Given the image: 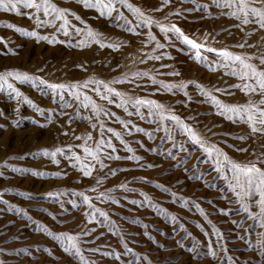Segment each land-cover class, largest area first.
<instances>
[{
  "label": "rangeland",
  "instance_id": "obj_1",
  "mask_svg": "<svg viewBox=\"0 0 264 264\" xmlns=\"http://www.w3.org/2000/svg\"><path fill=\"white\" fill-rule=\"evenodd\" d=\"M54 2L60 7L71 9L81 17L83 23L69 17L77 27L90 25L111 41L120 42L122 47L114 50L108 47L101 48L93 43L81 49L69 47L67 44L37 41L8 26L14 24L29 30L35 29V21L26 15L28 9L21 8L20 13L0 9V37H3V41H0V71L15 68L41 76L50 82L83 81L90 76L107 81L138 70H148L156 75L157 79L166 82L191 80L209 88L213 86L225 88L240 82L236 77L224 75L221 70L209 71L200 63L190 59L186 49L183 52L178 50V42L176 47L167 49L173 59L139 63L142 58L141 52H150L155 46L152 44L144 47L141 43L145 39L144 35L135 36L122 30L113 23L112 19L99 16L94 9H85L78 0H54ZM131 2L146 10L161 8L163 4V0H131ZM200 3L211 4V0H200ZM191 7L193 4L190 0L183 2L172 0L169 5L164 6L160 11H152L151 14L154 19L162 23H178L187 34L198 40H203L205 32L212 33L216 38V42L211 38L208 40L212 47L231 46L246 39L248 44H255L257 47L231 48V50L246 52L249 55L264 54V30L252 31L256 28L255 25L244 26L243 31L232 27L239 21L219 14L221 11L227 12V9L211 7L209 9L211 15L204 11H196L187 13L186 19L169 15L177 8ZM124 14L135 23L127 10H124ZM201 16L204 18L201 19ZM36 30L50 36L55 33V28L51 26ZM141 31L146 33L147 29ZM152 32L162 43L165 42L158 28L153 26ZM249 32L252 34L246 36ZM217 33L219 35H216ZM59 38L65 39L62 34H59ZM8 48L14 49L16 54L8 53ZM209 59L215 57L209 55ZM252 62L260 66L258 60ZM161 64L170 67L161 68ZM172 71L179 72L180 75L166 74ZM139 83L147 87L134 88L130 83L114 86L131 96L155 99L170 107L175 114L197 127L198 131L211 142L217 143L235 161L245 162L254 159L249 156L250 152L264 151V137L249 139L246 142L236 140L234 137L246 134L249 131L248 127L233 124L216 115L210 104L201 102L204 98L199 95L195 84H189L187 88L189 95L192 96V102L189 103L181 92L175 94L163 90L157 92L155 89L159 86L151 85L147 79ZM16 86L41 108L58 111L60 105L53 101L50 94L42 93L28 83L18 82ZM232 92L231 97L220 95V99L228 103H246L249 99L238 89H232ZM89 95L116 116L131 120L133 124L146 130L129 135L115 118L106 120V127L120 131L127 144L137 155L144 158L140 163L155 165L152 168H140L136 162L125 159L105 161L109 164V168L121 170L117 171L115 176L109 175L98 191L112 189L122 183L136 190L133 192L117 190L113 193L120 199L118 205L93 200L97 207L109 213L117 226V231L122 232L123 237L110 232L109 225L88 224L85 216L86 206L72 207L70 203L71 200L79 203V197L64 196L63 207L60 202L47 198L49 192L86 191L95 185L97 179L108 173V168L100 170L97 165L92 177H83L78 167H72L67 159L58 156L60 163L56 164L50 157L40 154L44 149L54 150L56 147H65L68 144H81L83 141L75 137H83L89 132L93 137L89 144L94 146L95 141L99 139V128L92 129L91 122L85 119L90 113L81 110L76 114L74 103L72 108L65 109L68 114L73 115V122L70 125L67 123L68 115L61 116L55 112L52 121L48 122L47 112L45 116H41L27 103H20L19 112H16L17 101L10 99L6 93H0V126H2L0 127V171L4 173L0 176V193H3V200L8 201V204L0 201V248L4 249V252L0 253V260H3L4 264H80L74 256L63 251L58 241L43 231H37L38 224L46 225L57 233L75 234L84 227L95 228L92 236L86 238L90 242L82 245L85 257L93 264H133L134 255L146 256L151 264H264V254L257 243L258 234L264 233V228L256 225L243 211H238L239 205L236 204L228 184L218 177L210 163L205 162L207 157L197 146L187 144V152L177 153L172 149L171 142L162 139L165 135L163 131H154L157 125L149 119L142 120L136 115L129 116L115 104H107L91 92ZM251 98L257 102L261 99L259 94ZM66 99L71 98L66 97ZM189 117H195V120H190ZM13 120H19V126H13ZM206 128H212V131L218 135L212 136L205 131ZM65 131L68 135L63 134ZM147 132H153L154 138L149 139ZM173 134L178 141L185 142V137L178 135L174 128ZM105 135L112 134L105 133ZM112 142L119 156L130 155L120 140L113 137ZM236 147H247L248 152H238L235 150ZM75 151L83 157L82 149L77 148ZM166 151H173L178 159L172 160L167 157L164 155ZM186 156L189 158L185 159ZM181 160L184 161L183 167L176 166ZM5 164L29 170L59 171L67 175L40 177L32 174L31 171L15 173L10 167H4ZM185 168L189 171L185 172ZM201 174L203 180L197 179L196 177ZM144 178H147V182ZM158 184L165 186L168 191H165L164 187H158ZM172 192L178 197L189 199L192 203L185 207L179 199L172 196ZM87 194L96 195L91 192ZM144 194L152 199L157 205L156 208L134 205L130 202L132 199H143ZM196 203L200 204L206 215L195 207ZM160 207L167 209V214H161ZM17 208L23 209L26 215L18 213L15 210ZM220 209H231V211L224 214L219 211ZM252 211L257 212L258 208L254 206ZM170 215L177 217L175 224L170 222ZM233 221L239 223L234 224ZM216 229L223 233L226 251L221 250L217 243ZM124 241L134 253L123 255ZM193 243H197L198 251L203 253L201 258L193 259L195 253L189 251ZM209 245L217 251L216 257L207 255ZM90 248H98L100 251L89 252ZM107 251L121 252L120 260L112 256H102V253ZM139 264H148V262L144 260Z\"/></svg>",
  "mask_w": 264,
  "mask_h": 264
},
{
  "label": "snow or ice",
  "instance_id": "obj_2",
  "mask_svg": "<svg viewBox=\"0 0 264 264\" xmlns=\"http://www.w3.org/2000/svg\"><path fill=\"white\" fill-rule=\"evenodd\" d=\"M172 0H163L161 8H155L146 10L136 4L132 3L131 0H78V3L83 5L85 9H94L101 17L112 19L113 23L135 36L144 35L145 39L141 41L144 47L154 44L150 52H141V59L139 63H146L147 61H161L163 59H173L171 53L167 51L168 48H173L179 43V51H186V54L190 59L200 63L206 67L209 71L216 72L218 70L223 71L224 75L229 77H236L240 82L222 88L213 86L211 88L206 87L203 84L196 83L194 81H180V82H166L162 79H157L156 75L148 70H138L130 74L125 73L119 78L111 80L98 79L95 76H90L88 79L83 81L75 82H50L49 80L38 76L23 72L18 69H7L0 71V93H6L10 99L17 101L16 112H19L20 103H27L31 105L36 112L41 116H45L48 113L46 119L51 122L53 119V113L58 115H68L67 123L70 125L73 122V115L68 114L65 109L72 108L73 104L76 105V114H79L81 110H86L90 114L85 117L90 121L92 129L99 128V139L95 141L94 146L89 144V141L93 140L92 134L89 132L85 136H76L75 139L82 140L83 142L78 145L68 144L65 147H56L54 150L44 149L40 153L45 157H50L56 164L60 161L57 159L58 156L63 157L70 161L72 167H78L83 177H92L93 172L96 171L97 165L100 170L108 168V173H105L91 188L86 191H75L71 193L67 191H57L47 193V198L56 200L61 203L63 207L64 196H76L79 197V203L76 200H71L72 207L86 206L85 216L87 223H95L97 226L109 225L108 230L115 232L118 236L123 237V233L117 231V226L112 221L109 213L104 209L97 207L93 203V200L100 202H111L113 204H119L120 199L117 198L113 193L117 190H123L127 192L136 191L126 183L118 185L112 189L105 191H98L103 181L107 179L109 175L115 176L117 171L121 169L109 168V164L105 161L111 162L113 160L125 159L134 161L140 168L148 167L152 168L153 164L140 163L144 158L136 154L135 150L127 144L124 136L120 131L114 128L106 127V120L115 118L121 125L124 131L129 135L133 132H146L144 128L139 127L132 123L131 120H124L116 116L115 113L104 107L103 104L97 103L93 99L89 92L99 97L101 101L107 104H115L117 107L123 109L129 116L136 115L140 119H149L152 123L157 125L155 132H164L163 140L171 142L172 149L178 152H187V144L197 146L207 157L205 162L210 163L213 170L217 173L218 177H221L227 184L231 192L235 197L236 204L239 205L238 211H243L247 216L254 221L256 225L264 228V151L256 153L255 151L250 152L249 156L254 159H248L245 162H238L233 160L228 153H226L217 143L211 142L205 137L197 127L193 124L188 123L181 116L175 114V112L168 106L155 99H149L143 96H131L124 91L118 90L114 85L130 83L134 88L147 87V85H141L139 81L147 79L151 85H158L155 91L161 90L168 93L175 94L181 92L187 98L186 102H192V96L189 95L187 88L189 84H195L199 95L204 98L201 102L210 104L216 115L225 118L236 125H246L249 131L246 134L236 135L234 138L238 141L246 142L249 139H256L264 137V54L249 55L246 52L232 51L231 48H253L257 47L255 44H248L245 39L243 42L235 45L226 47H212L209 45L208 40L211 38L213 42H216L215 36L212 33L205 32L203 40H198L193 36H190L185 30L179 26L176 22L162 23L159 20L154 19L151 14L152 11H160L164 6L169 5ZM183 2V0H181ZM193 4L191 8H177L174 12L169 13L170 16H176L180 19H186V14L196 11L207 12L211 15L209 9L216 7L218 9H227V12L221 11L220 15L235 18L239 21L238 24H234L232 27L239 28L243 31L244 26L255 25L252 31L264 30V0H211V4H202L200 0H190ZM21 8L28 9L26 13L29 19L35 21V29H27L19 27L14 24L8 26L14 28L17 32L22 33L27 37L35 38L37 41H47L50 44H67L69 47L75 48H86L91 44L95 43L101 48L108 47L114 50H118L122 47L120 42H113L109 38H106L102 33L94 30L90 25L84 24L83 27H77L72 23L69 17H73L77 21L81 20V17L73 12L69 8L60 7L54 0H0V9L7 12L20 13ZM124 10L134 18L133 20L128 19L124 14ZM204 17L201 16V19ZM168 19V17H165ZM55 28V33L50 35L41 34L36 29H43L46 27ZM155 26L163 34L164 43L157 39L156 35L152 32V28ZM142 29H147L146 33H142ZM223 30V29H222ZM59 34H62L65 39H60ZM231 34V33H229ZM252 33H246V36ZM216 35H219L217 33ZM0 41H3V37H0ZM6 43V42H5ZM8 53L15 55L16 52L12 48L7 49ZM159 53V54H157ZM209 55H213L215 59H209ZM253 60L259 61V67ZM83 67V65H78ZM161 68H168L169 65L161 64ZM42 71V69L40 70ZM171 76H179L180 73L172 71L166 73ZM164 75V73H161ZM28 83L32 87L38 88L42 93L50 94L53 101L60 105L58 111L53 109H44L39 105L35 104L28 96H26L20 88L16 85L17 83ZM232 89H238L249 97L246 103H228L225 100L220 99V95L231 97L233 95ZM259 94L261 99L257 102L251 97ZM70 97L71 99H66ZM131 109V111H130ZM190 120H195V117H189ZM95 122H92V121ZM13 126H19V120L12 121ZM42 127L46 125H41ZM2 127V126H0ZM173 128L176 133L180 136L185 137V142L177 140L176 135L173 134ZM206 132L212 134V136L218 135L213 132L212 128H206ZM105 133L112 135L106 136ZM68 135L67 131L63 133ZM149 139L154 138L153 132H147ZM113 137L120 140L125 145L130 155L121 157L116 152V146L112 142ZM83 150V157L75 151V149ZM236 151L241 153L248 152L247 147H236ZM167 157L172 160H177V155H174L173 151H166L164 153ZM189 157H185L187 159ZM184 161H179L176 166L183 167ZM4 167H10L15 173H26L31 171L32 174L40 177L55 176L60 177L67 175L62 172H47L36 169H25L16 167L14 165L5 164ZM185 172L189 169L185 168ZM4 173L0 171V176ZM197 179L203 180V174L196 177ZM147 182V178H144ZM158 187H164L165 191L168 189L163 185H157ZM88 192L96 193V195H89ZM172 196L179 199L182 204L187 207L192 201L184 197H178L175 192H172ZM127 199V197H125ZM0 201L8 204V201L3 200V193H0ZM132 204L149 206L156 208L157 205L153 203L152 199L147 195H143V199L137 200L132 199ZM257 207L258 211L253 212L252 208ZM195 207L202 213L204 209L200 207L199 203L195 204ZM11 210V209H9ZM18 213L26 212L23 209H15ZM159 211L161 214H167L168 210L160 207ZM220 212L228 214L231 209H220ZM31 219V217H28ZM169 220L175 224L177 217L170 215ZM234 224L239 223L233 221ZM147 227V225H145ZM37 231H43L51 236L53 239L59 242L65 253H69L76 258L80 264H93V262L87 259L84 255L83 244H87L90 241L86 239L91 237L95 232V228L89 229L84 227L81 231L73 234L72 232H53L46 225L38 224ZM247 232V230H245ZM148 235V233H145ZM217 237V243L220 249L223 251L227 250L226 243L223 241V233L218 229L215 230ZM257 243L264 254V233L258 234ZM124 253L127 255L134 253V250L128 246V243H123ZM89 252H99L98 248H90ZM190 252L195 253L193 259L201 258L203 253L198 251V244L193 243ZM4 249L0 248V253H3ZM121 252L107 251L102 253V256H112L116 260H120ZM207 255L216 257L217 251L212 248L211 245L208 247ZM147 260L148 264L151 261L146 256L134 255L133 264H139L140 261ZM0 264H4L3 260H0Z\"/></svg>",
  "mask_w": 264,
  "mask_h": 264
}]
</instances>
